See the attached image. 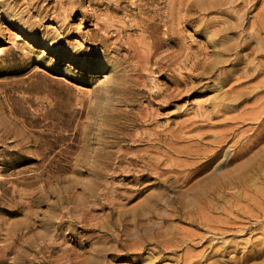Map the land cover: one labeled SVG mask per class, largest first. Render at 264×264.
<instances>
[{
	"label": "rangeland",
	"instance_id": "obj_1",
	"mask_svg": "<svg viewBox=\"0 0 264 264\" xmlns=\"http://www.w3.org/2000/svg\"><path fill=\"white\" fill-rule=\"evenodd\" d=\"M237 1L185 0L169 21L173 0H0V264H264V141L224 167L248 162L246 182L207 220L204 187L147 171L180 170V150L228 128L253 134L238 117L264 103V34L250 28L264 0L245 16L211 12ZM172 136L166 159L154 142ZM161 232L184 242L158 248Z\"/></svg>",
	"mask_w": 264,
	"mask_h": 264
},
{
	"label": "bare ground",
	"instance_id": "obj_2",
	"mask_svg": "<svg viewBox=\"0 0 264 264\" xmlns=\"http://www.w3.org/2000/svg\"><path fill=\"white\" fill-rule=\"evenodd\" d=\"M184 1L185 0H173L172 6L166 12V17L168 18L169 21L173 20L175 18V16H177L176 14L179 13L178 10H180V7H182V5L184 4ZM259 2H260V0H242L241 2H238V5L233 6L234 8L231 11H229L228 8L226 9L222 5L219 4L220 7H217L215 11L212 10L211 12H216V13H220V14L229 16V15H231V13L233 14L234 12H235V15L236 14L238 15L241 10H244V13L242 15L245 16L247 13H251L254 10V7L256 8V6L258 5ZM210 9H213V7H210ZM263 11L264 10L260 11L259 13H257L254 16L255 21H253L252 26L250 27L252 29V31H254L253 34H256V33H263L264 34V12ZM158 12L160 13V11H158ZM215 20H217V19H215ZM216 24H217L216 21H208L204 24V26L201 29L208 30L209 28L211 29L212 27H214ZM226 25H227V23H226ZM227 26H228V28H227L226 32H228L232 29L231 26H229V25H227ZM103 30H104V28H103ZM213 32H215V30ZM242 32H245L247 34L249 33L247 28H245V27L242 28ZM216 36H218V33L211 36L212 41L207 44L209 47H211L215 50L218 49L219 45H220L219 43H217V41L214 38ZM101 37H102V40H100V44H103L104 42L108 41V39H109L108 34H107V36L102 35ZM140 46H141V44H140ZM247 46H248L247 39H245V40L241 39L239 44L234 48L235 50H237V53H236L237 61H236V63H239L240 58H241L239 56V51L240 50L244 51L247 48ZM189 58L190 57L187 56L186 60L189 61ZM196 59H197V61L194 62L190 68V71H192V72H195L200 68L201 62L198 58H196ZM115 69H116V67L113 66L112 71H115ZM206 70L207 69H205V71ZM188 77L193 78L194 76L188 75ZM105 78H108V76L105 75ZM179 86L180 85L176 84L177 90H179L178 89ZM231 91L233 92V89H231ZM158 92H160V91H158ZM158 92L152 93L151 97H154V98L159 97L161 94L167 92V90H165V91L161 90L160 93H158ZM261 93H263V90L259 91L256 94L258 95ZM257 95L250 96L247 94L246 96H242L239 99L235 100V102H237V105L240 106L242 104L249 103ZM257 102L258 103L254 104V106L252 107V109L249 113L238 117V120L240 121V123L244 124L247 122V124L250 123L251 125H253V128H251L253 130H251V129L248 130V131H253V134L247 135V132L237 134L236 132L239 130V128L237 126L228 128L224 132L216 135L215 137H213V136L209 137L208 136L206 138L199 139L195 146L188 148L187 150H180V154H184V155L186 154V157L191 160V161L189 160L187 162L181 163L180 164V170H178V169H172L169 171L168 170L167 171L160 170L159 166H155L158 164L156 162L155 165H152L154 163L150 164L151 166H149L147 171L149 169H152V170L156 171V173L161 172V174H163V173H167V174L170 173V175L171 174L172 175H174V174L178 175L179 174L180 176H182L181 177L182 185H185V186L189 185L188 188H190V190H192L193 188H197L198 186L204 187L202 191H196L195 196H197L199 199L202 200L203 206L201 207L200 210H201L202 214L205 216L206 212L214 210V208L216 209V207H214V203H215V200L221 199L219 197V196H221L220 193L224 192L226 189H230L231 187L241 188L242 186H244V183L246 182L245 179H246L247 173L244 174V170L247 168V166L249 164L248 162H240L239 164H237V167L233 171H225V172H222V171H223L224 167L238 163L239 161H242V159L244 160V157L246 155H248L255 147H258L264 141V103H262V104L259 103L260 102L259 100ZM231 106H232V103L228 104L226 101V97H224L222 99H220L218 97V99L214 102V107L218 108L219 111L227 110V109L229 110V108ZM234 109H235V107H234ZM230 110H232V109H230ZM178 140H179V138L177 136H172L170 139L171 143H167L166 141L162 142L159 138H157V142H154V143L156 145H159V148H162V147L166 148V151H167L166 159H170L173 156H175V151H174L175 150V144H177L179 142ZM229 144H230L229 149L225 150L226 146ZM263 152H264V149L261 150V153H263ZM169 153H171L172 155L171 154L168 155ZM263 159H264V157H263ZM131 162H134V160H131ZM213 164L215 165V169L213 171H211ZM143 172H145V171H143ZM161 174L158 176L159 177L162 176ZM145 176L146 175H141L140 178H144ZM183 188H184V186H183ZM203 215H200L201 220H204L206 217V216L204 217ZM206 220H207V217H206ZM227 224H229V222H226V223L221 222L219 224L220 226H218L219 228L218 229L216 228L217 230L215 232H213L211 230L212 234H214L215 236H217V235L226 236L228 231H226V229H224V228L226 227ZM164 237H165V235L162 232L158 233L157 238H156L157 240L154 242L156 247L162 248V249L166 248V250H167L168 248L176 247L177 245H179V242H181V243L184 242V241L174 242V241H169L166 239L164 240L163 239ZM160 239H162V240H160ZM202 239H205V237H202Z\"/></svg>",
	"mask_w": 264,
	"mask_h": 264
}]
</instances>
